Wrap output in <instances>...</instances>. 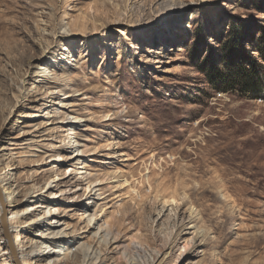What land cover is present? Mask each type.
<instances>
[{"label": "rangeland", "instance_id": "rangeland-1", "mask_svg": "<svg viewBox=\"0 0 264 264\" xmlns=\"http://www.w3.org/2000/svg\"><path fill=\"white\" fill-rule=\"evenodd\" d=\"M263 36L264 0H0V173L17 201L0 187V217L55 208L69 261L91 248L88 264H264V89L219 92L207 77L238 52L264 67ZM181 184L190 203L164 206L160 186L177 197ZM39 210L11 239L41 240L21 227ZM89 214L112 222L107 244ZM7 245L0 223V264H14Z\"/></svg>", "mask_w": 264, "mask_h": 264}, {"label": "bare ground", "instance_id": "bare-ground-1", "mask_svg": "<svg viewBox=\"0 0 264 264\" xmlns=\"http://www.w3.org/2000/svg\"><path fill=\"white\" fill-rule=\"evenodd\" d=\"M43 73L46 76L45 71H43ZM32 88H34V86H32ZM14 97L16 100H18L19 94L18 95L15 94ZM73 119L75 121H78V119H80V118L74 117ZM60 122H61V120L59 119L55 124H59ZM69 133L71 135L76 134L72 130H70ZM73 145L80 146V144L77 143L76 141H74L72 143V146ZM4 150L5 149H1V151H0V159H3L7 156V154L4 153ZM75 152H77V155H76V157H73L74 159L77 158V156H79L78 154L83 155L85 153L84 150H81L80 148H75L74 153ZM107 157L108 158L111 157V154L107 155ZM53 160H55V162H59L61 160L63 161V157L60 155H57ZM77 161L79 162L80 158H78ZM82 166H83V164L74 165L73 171L82 170V168H84ZM7 167H8V170L11 168L10 166H7ZM51 168H56V167L53 165ZM80 174H82V173H80ZM55 178H56V180H58V178L56 176L54 177V179ZM98 182H101V180H98V179L87 180V183L85 185V193L87 191H89L88 195H90L92 192H94V190H96V188H97L96 184ZM0 185H1L0 186L1 189L3 190V193H1V196L3 198V202H5V204L7 206H11L12 203H17V201H14V197H13L14 196V190H13L14 184L12 181V174L8 175L5 172L0 173ZM181 185L183 188V192L181 193V195L178 194L177 197H175V196L166 197L164 192L166 193L168 188L165 187V185L160 186V189L157 191V194H159L160 200H162V203L164 206L177 205V204H181L182 206H186L187 201L190 203V201H191L190 197L187 198L188 195L186 194V192L184 190V188H186V187L184 186V184H181ZM214 186H215L214 188H216L219 192L222 191L223 186L221 184L216 183V184H214ZM48 187H49V185L46 186V188H48ZM56 187L57 186H54V188H56ZM150 188H151V186H149V189ZM98 191H101V190L99 189ZM95 193H96V191H95ZM50 196L52 199H54V198H57L56 196H58V194L56 195V194H53L51 192ZM3 202L1 201L2 207H4ZM36 208H40L39 213L37 215H34V217L29 218L28 220H24L22 222L21 227H29V226L39 227L37 232L35 233V236H39V238H41V240H35L32 238V239L27 240V242H25V240H24L25 237H23L20 233H14L13 239H11L13 249L16 252V257H17V260L19 262H22L23 259L29 255H35L33 258L35 260L39 259L38 261L40 262V264H59V262H61L62 260H65V262L67 264H73L74 262L80 263V264H88V263L92 262L94 259L95 260L98 259L99 256L94 249L88 248V249L82 250L81 248H78L74 251L76 254L72 253V255H73L72 259H71V261H69L68 256L70 255L71 246L73 244V241L63 240V239H60L59 237H57V235H62V233L60 231L59 232L55 231V225L58 222H57L56 218L53 216L55 215L56 209L50 207V205L44 206L39 201H37L32 206H25L21 210H14L13 211V210L8 209V214L10 215V217L7 218V214H6V222L8 225V229L11 231V233H12V230L18 229V224H20V222H21L20 219L23 218L26 214H28L29 210H34ZM4 212L5 211H3V213ZM187 212H189V214L191 216H193L195 213L191 206L188 207ZM84 213H87V211ZM2 215H1V217H2ZM95 217H96V214L87 215L86 216L87 223L89 226L92 225L93 228L96 226L97 229H96L95 234H99L101 232V235L99 237L100 242L102 244H107L108 239H109L110 234H111L112 222L104 221L102 224L98 225V221H96ZM41 220L46 221L45 224H43L42 226H40V224L42 223ZM192 223H195V220ZM103 226H106L107 229L103 230L102 229ZM191 227L193 229L195 228L194 232L198 236H200V234H202V232L204 231L201 228H197L196 225H194V226L192 225ZM10 231H9V234H10ZM7 244H8V242H7ZM134 249H137V251H142V253L145 254V251L141 250L136 245H135ZM6 250H8L10 252V256L12 257V252H11L9 245H7ZM153 254L155 255V258H157L159 256V253H157V252H155ZM79 255L81 256L80 261L78 260ZM12 260H13V257H12ZM154 261H155V259L154 258L151 259L150 255H149V258L146 259V257H145L144 261L142 263L140 262V264H151ZM13 262H14V260H13ZM36 262L37 261H35V263H32V260H31V261L26 262L25 264H36ZM14 264H15V262H14Z\"/></svg>", "mask_w": 264, "mask_h": 264}, {"label": "trees", "instance_id": "trees-1", "mask_svg": "<svg viewBox=\"0 0 264 264\" xmlns=\"http://www.w3.org/2000/svg\"><path fill=\"white\" fill-rule=\"evenodd\" d=\"M236 50V49H235ZM255 50L259 58L264 62V36L255 43ZM226 70L210 68L207 77L208 82L219 92H238L241 95H259L264 89V67L257 64L251 57L238 52L234 60L225 59Z\"/></svg>", "mask_w": 264, "mask_h": 264}, {"label": "water", "instance_id": "water-1", "mask_svg": "<svg viewBox=\"0 0 264 264\" xmlns=\"http://www.w3.org/2000/svg\"><path fill=\"white\" fill-rule=\"evenodd\" d=\"M0 223H1V228L3 231L4 237L7 240L8 245L11 249L13 260H14L15 264H20V262L17 260L16 252L13 249L12 240H11L9 230H8V225L6 222V213L5 212L3 213L2 217L0 218Z\"/></svg>", "mask_w": 264, "mask_h": 264}]
</instances>
